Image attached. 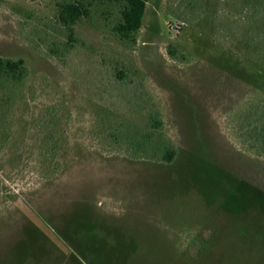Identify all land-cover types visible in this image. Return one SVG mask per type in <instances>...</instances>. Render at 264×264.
I'll list each match as a JSON object with an SVG mask.
<instances>
[{
	"label": "rangeland",
	"instance_id": "1",
	"mask_svg": "<svg viewBox=\"0 0 264 264\" xmlns=\"http://www.w3.org/2000/svg\"><path fill=\"white\" fill-rule=\"evenodd\" d=\"M69 1L0 0V56L30 70L0 85V264H264V156L238 138L264 0H148L135 44L105 0L70 38Z\"/></svg>",
	"mask_w": 264,
	"mask_h": 264
},
{
	"label": "trees",
	"instance_id": "2",
	"mask_svg": "<svg viewBox=\"0 0 264 264\" xmlns=\"http://www.w3.org/2000/svg\"><path fill=\"white\" fill-rule=\"evenodd\" d=\"M105 1L122 5L120 17L115 23L113 31L119 39L135 44L137 34L143 24L148 0ZM86 2L87 0H77L59 4V20L68 29L70 38L74 35L75 24L88 13ZM167 51L174 60L180 62L188 60V54L174 44L168 45ZM29 74L30 70L25 59L0 56V85L22 82L28 78ZM152 126L158 128L161 125L158 120L154 119ZM111 134L116 138V141H120L119 134L114 132ZM238 138L244 147L257 155L264 156V108L256 106L249 110L244 122L238 127ZM175 156L176 150L171 145H165L160 158L170 163Z\"/></svg>",
	"mask_w": 264,
	"mask_h": 264
}]
</instances>
